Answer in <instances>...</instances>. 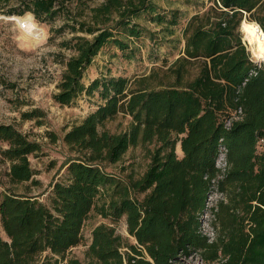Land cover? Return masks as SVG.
Returning a JSON list of instances; mask_svg holds the SVG:
<instances>
[{"label": "trees", "instance_id": "1", "mask_svg": "<svg viewBox=\"0 0 264 264\" xmlns=\"http://www.w3.org/2000/svg\"><path fill=\"white\" fill-rule=\"evenodd\" d=\"M14 1L5 13L29 11L46 22L66 14L52 29L71 33L59 42L69 54L54 58L64 69L53 100L68 105L97 93L100 102L64 132L62 142L73 155L47 203L12 186L0 192V264H189L191 258L264 264V62L253 60L239 31L246 19L264 32V0H187L202 8L180 36L184 12L160 10L154 0L93 6L78 0L77 10L65 0ZM143 16L160 27L152 39L180 44L178 55L142 76L101 73L86 85V69L106 46L134 56L135 41L146 32ZM119 113L130 116L129 125L112 132L106 123ZM40 116L37 108L21 113ZM48 134L51 142L58 139ZM138 145L148 157L142 171L133 163L117 173L106 170ZM41 151L42 144L14 124L0 123V168L9 184L39 183L29 156ZM221 152L223 172L216 166ZM213 179L224 198L213 211L216 237L208 241L200 221ZM92 212L111 224L92 228L83 261L69 257ZM121 220L134 241L116 232Z\"/></svg>", "mask_w": 264, "mask_h": 264}, {"label": "rangeland", "instance_id": "2", "mask_svg": "<svg viewBox=\"0 0 264 264\" xmlns=\"http://www.w3.org/2000/svg\"><path fill=\"white\" fill-rule=\"evenodd\" d=\"M80 1L93 6L102 0ZM154 1L160 10L178 7L184 12L176 27L178 36H180V28L188 17L202 8V6H195L193 2L190 3L187 0ZM14 2V0L8 2L0 0V123L14 124L30 138L40 142L42 151L38 155L29 156L31 167L35 171L34 178L39 181L38 184L27 181L11 185L7 181L4 170L0 168V192L12 186L15 193L34 195L40 201L47 203L52 183L64 179V163L69 156L73 155L62 142L64 132L93 111L100 100L97 93L82 94L68 105H61L53 100L52 94L56 90L55 85L64 69L63 64L54 58L59 51L65 55L69 54L68 49L59 47V42L70 37L71 33L65 29L59 35L52 29L62 25L63 17L66 14H62L51 22H46L36 19L29 11L22 14L5 13L4 11ZM65 4L74 10L78 9V0H65ZM27 13L31 14L38 28L33 29V32L39 33V36L43 34V37L35 44L31 42L30 35L24 31L23 20L21 23L17 21V18L24 17ZM139 21L146 32L135 41L137 49L134 56L128 58L115 47L106 46L86 69L83 77V82L86 85L101 73L127 77L142 76L148 74L152 67L160 65L162 58L166 57L171 61L178 55L180 44L177 48H173L171 43L160 41L159 35L154 36L155 41L151 35L160 27L144 16ZM239 31L242 39H245L241 26ZM245 43L253 60L264 62V60L255 58L250 44L247 41ZM34 108L40 109L43 116L32 119L21 117L22 112ZM129 122V115L119 113L106 123V127L112 132H119L125 130ZM50 132L58 136L55 142H51L48 134ZM147 160L146 151L138 145L130 148L121 162L107 165L106 170L117 173L121 167L133 163L137 171H142ZM100 222L111 224L107 218H102L93 212L88 216L82 229L83 241L68 251L69 257L84 260V251L90 241L91 230ZM115 229L126 242H131L123 220L115 224ZM125 249L123 248V250ZM189 262V264H201L195 258L189 259Z\"/></svg>", "mask_w": 264, "mask_h": 264}, {"label": "bare ground", "instance_id": "3", "mask_svg": "<svg viewBox=\"0 0 264 264\" xmlns=\"http://www.w3.org/2000/svg\"><path fill=\"white\" fill-rule=\"evenodd\" d=\"M22 20L23 27H25L24 31L30 35L31 42L35 44L43 37V34L39 36V33L33 32V29L37 28V25L35 24L31 14L27 13L24 17L17 18L19 23H21ZM240 26L244 34L245 41L250 43V49L253 56L259 60H264V33L260 29L259 24L256 21L244 19L241 21Z\"/></svg>", "mask_w": 264, "mask_h": 264}, {"label": "built area", "instance_id": "4", "mask_svg": "<svg viewBox=\"0 0 264 264\" xmlns=\"http://www.w3.org/2000/svg\"><path fill=\"white\" fill-rule=\"evenodd\" d=\"M229 124V122H227ZM216 166L223 172L226 168L224 152H221L216 160ZM220 176V175H218ZM215 180H212L210 192L205 201V209L201 216L200 232L207 237L208 241H213L216 237V228L212 224L213 211L216 209V204L224 195L217 189ZM197 260V259H196ZM198 262H200L198 260Z\"/></svg>", "mask_w": 264, "mask_h": 264}, {"label": "crops", "instance_id": "5", "mask_svg": "<svg viewBox=\"0 0 264 264\" xmlns=\"http://www.w3.org/2000/svg\"><path fill=\"white\" fill-rule=\"evenodd\" d=\"M176 152H177V154L179 155V156H182V150H181V148H180V144L179 143H177V145H176ZM126 224V223H125ZM130 236V235H129ZM131 237V236H130ZM131 241H134V239H133V237H131Z\"/></svg>", "mask_w": 264, "mask_h": 264}, {"label": "water", "instance_id": "6", "mask_svg": "<svg viewBox=\"0 0 264 264\" xmlns=\"http://www.w3.org/2000/svg\"><path fill=\"white\" fill-rule=\"evenodd\" d=\"M260 29H261V27H260ZM262 30V29H261ZM263 32V31H262ZM264 33V32H263ZM245 40V39H244ZM250 44V43H249Z\"/></svg>", "mask_w": 264, "mask_h": 264}]
</instances>
